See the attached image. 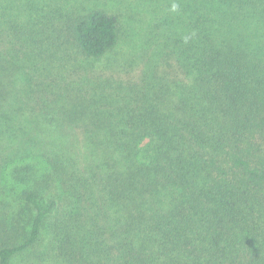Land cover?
<instances>
[{"label":"trees","instance_id":"trees-1","mask_svg":"<svg viewBox=\"0 0 264 264\" xmlns=\"http://www.w3.org/2000/svg\"><path fill=\"white\" fill-rule=\"evenodd\" d=\"M113 1L0 0V264H264V0Z\"/></svg>","mask_w":264,"mask_h":264},{"label":"rangeland","instance_id":"rangeland-1","mask_svg":"<svg viewBox=\"0 0 264 264\" xmlns=\"http://www.w3.org/2000/svg\"><path fill=\"white\" fill-rule=\"evenodd\" d=\"M107 1L110 3H114V4L118 5L113 0H107ZM131 20H133V19H129V18L123 19V21H124L123 24L125 26L124 35L127 36V39H124L123 41H121V45L119 47V50L112 53V55H111L114 58V56L116 54V57L118 58V54H119L120 55V61L124 60V57H122V56L124 55L125 50H131L128 45L131 44V42L133 40L137 39L138 36H139V38H141L139 31L137 32L134 29L137 21L128 23V21H131ZM129 33H131V34H130V38L128 39ZM107 63L108 62L106 61V59H104L102 61L95 62V65L98 67V69H102L103 67H105L107 65ZM19 78H21V77H19ZM14 264H35V263L33 261H28L24 258V259H21L20 261L14 263Z\"/></svg>","mask_w":264,"mask_h":264},{"label":"clouds","instance_id":"clouds-1","mask_svg":"<svg viewBox=\"0 0 264 264\" xmlns=\"http://www.w3.org/2000/svg\"><path fill=\"white\" fill-rule=\"evenodd\" d=\"M177 8H178V5H176V4H173V9H172V10H173V11H176V10H177ZM185 39H186V41H187L188 37H186Z\"/></svg>","mask_w":264,"mask_h":264}]
</instances>
